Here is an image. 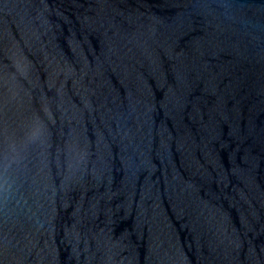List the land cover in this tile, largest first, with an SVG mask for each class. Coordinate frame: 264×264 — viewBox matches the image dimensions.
I'll use <instances>...</instances> for the list:
<instances>
[{
  "label": "water",
  "instance_id": "1",
  "mask_svg": "<svg viewBox=\"0 0 264 264\" xmlns=\"http://www.w3.org/2000/svg\"><path fill=\"white\" fill-rule=\"evenodd\" d=\"M0 264H264V0H0Z\"/></svg>",
  "mask_w": 264,
  "mask_h": 264
}]
</instances>
